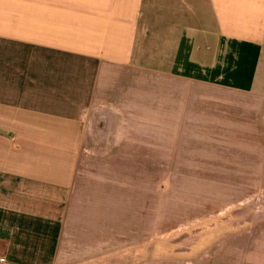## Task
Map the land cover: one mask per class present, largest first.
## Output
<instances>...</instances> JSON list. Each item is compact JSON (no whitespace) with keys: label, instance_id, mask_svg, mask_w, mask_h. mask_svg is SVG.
Masks as SVG:
<instances>
[{"label":"crops","instance_id":"0c3cea01","mask_svg":"<svg viewBox=\"0 0 264 264\" xmlns=\"http://www.w3.org/2000/svg\"><path fill=\"white\" fill-rule=\"evenodd\" d=\"M263 43L264 0H0V257L55 264L86 168L144 158L149 76L263 94Z\"/></svg>","mask_w":264,"mask_h":264},{"label":"rangeland","instance_id":"374dc122","mask_svg":"<svg viewBox=\"0 0 264 264\" xmlns=\"http://www.w3.org/2000/svg\"><path fill=\"white\" fill-rule=\"evenodd\" d=\"M258 75L243 95L149 76L155 141L129 173L86 168L55 264H264V43Z\"/></svg>","mask_w":264,"mask_h":264},{"label":"built area","instance_id":"2783aa9c","mask_svg":"<svg viewBox=\"0 0 264 264\" xmlns=\"http://www.w3.org/2000/svg\"><path fill=\"white\" fill-rule=\"evenodd\" d=\"M0 264H8L7 260L5 257H0Z\"/></svg>","mask_w":264,"mask_h":264}]
</instances>
